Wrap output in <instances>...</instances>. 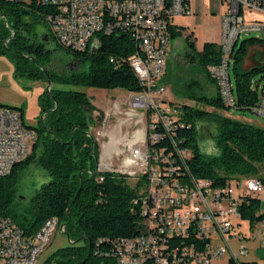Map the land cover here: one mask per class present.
I'll use <instances>...</instances> for the list:
<instances>
[{
	"label": "trees",
	"instance_id": "1",
	"mask_svg": "<svg viewBox=\"0 0 264 264\" xmlns=\"http://www.w3.org/2000/svg\"><path fill=\"white\" fill-rule=\"evenodd\" d=\"M58 13L54 6L0 0V55L12 61L16 78L52 86L40 96L41 117L37 126H28L24 110L17 109L24 124L35 131L37 140L27 159L17 164L8 176L0 177V218H10L27 235L35 234L51 218L65 225L72 244L56 251L43 264H116L111 256V241L140 234L141 205L135 202L143 197V184L138 182L133 187L129 184V176L99 169V145L90 133L91 125L95 124L93 112L96 108L93 100L77 88L142 93L143 87L129 63L130 57L138 51V43L130 33L117 31L97 34L81 52L56 44L58 49L73 55L77 63L89 65L88 71L60 75L49 65L52 51L47 44L54 41L51 34H39L35 29L37 23L47 25V16L54 17ZM170 30L171 40L182 38L187 31L177 25ZM184 39L187 62L197 64L215 84L207 68L220 61L218 43H205L202 50H198L193 33ZM96 40L99 44L93 47ZM257 43L256 39L242 42L233 65L235 110L238 111H253L260 103L259 86L264 81V65L249 69L240 65L247 46ZM258 75L262 77L257 82ZM193 85L198 84L193 82L188 87L192 89ZM215 91L212 96L203 92L199 95L189 93L187 98L215 111L229 112L217 87ZM0 108L5 105L0 104ZM180 109L177 127L156 147L174 153V140L178 148L191 153L188 171L181 168V179H209L214 186L222 187L236 176H255L264 182L260 169L264 165V129L196 106L182 105ZM204 120L217 126L214 140L220 150L218 156L201 151L197 123ZM32 164L42 168L50 180L38 190L30 209L13 212L11 204L21 172ZM260 208L258 199L246 198L240 207L243 219L259 221L262 218L257 215ZM83 241L85 245H81Z\"/></svg>",
	"mask_w": 264,
	"mask_h": 264
},
{
	"label": "built area",
	"instance_id": "2",
	"mask_svg": "<svg viewBox=\"0 0 264 264\" xmlns=\"http://www.w3.org/2000/svg\"><path fill=\"white\" fill-rule=\"evenodd\" d=\"M1 1H28L58 8L56 16L46 17L49 32L58 46L76 52L86 50L90 40L101 32L130 33L138 43V51L129 63L143 92L130 94L139 103L134 106V112L146 134L128 141L131 155L125 158L119 173L143 184V197L135 202L141 205L142 221L138 236L109 242L116 264H219L228 254L229 264H237L241 257L249 255V249L241 244L239 252H235L231 239L254 240L264 247L262 180L245 177L244 186L243 181L236 179L222 187L214 186L209 179H181V168L188 171L191 153L178 148L174 140V153L156 147L173 133L180 119V115L174 118L155 100L167 94L162 82L171 50L170 29L176 18L195 15L193 0ZM224 2L227 9L220 21V61L208 66L207 72L224 105L235 109L231 66L236 62L244 36L256 33V40L264 43V20L252 17L254 13L264 15V0H219L220 6ZM188 34L185 31L183 36ZM259 92L260 103L253 112L264 118V81ZM138 110H145V114L139 115ZM159 129L163 132H157ZM36 140L35 131L24 124L20 113L0 109V177L8 176L17 164L27 159ZM249 197L261 204L259 221L242 217L240 207ZM243 226H248L253 236L242 232ZM64 228L57 218H51L35 234L27 235L10 218H0V264H38L53 235Z\"/></svg>",
	"mask_w": 264,
	"mask_h": 264
},
{
	"label": "rangeland",
	"instance_id": "3",
	"mask_svg": "<svg viewBox=\"0 0 264 264\" xmlns=\"http://www.w3.org/2000/svg\"><path fill=\"white\" fill-rule=\"evenodd\" d=\"M193 8L197 12L196 15L178 17L174 20V23L193 33V40L196 42L198 50H202L201 48L207 40L217 41L216 43H218L220 39L221 16L226 12L227 3L224 2L220 6L219 0H193ZM252 17L264 20V15L259 13H254ZM35 29L39 34L50 33L48 26L44 22L37 23ZM257 38L258 35L256 33L244 36L240 40L239 45L244 40ZM98 44L97 40L94 41L93 47H97ZM47 48L52 51L49 65L60 75L66 72L78 73L88 71V64L82 65L77 63L73 55L58 49L54 41L51 40L47 44ZM186 52L187 45L184 38L171 41V50L167 58L166 75L162 82L167 89V94L162 98L156 99V104L161 103L162 108L174 118H177L181 114L180 107L182 105H188L196 106L209 112H216L221 116L264 129V118L253 111H238L235 109H230L229 112L215 111L189 100L187 98L190 95L189 93L199 95L203 92L206 95L212 96L216 94V91L202 69L197 64L187 62L185 59ZM241 57L240 65L244 69H249L254 65L263 66L264 43L249 44L246 52ZM14 74L15 68L12 61L8 57L0 55V103H4L2 105H5L6 108L10 107L9 109L12 108V110L13 108H16V111H18L17 109L24 110L26 124L32 127L37 126L38 120L41 117L40 96L46 90H49V87L51 89L52 86L44 82L16 78ZM231 77L235 87L233 65L231 66ZM261 77V75L256 76L255 81L258 82L261 80ZM193 82H197L198 85H193L191 89L188 86ZM77 90L85 92L95 104H93L96 108V111L93 112L95 124L91 125L90 133L99 145V169L101 171L121 172L123 161L131 155L127 147L128 141L137 140L139 138L138 135L142 137L144 133L146 134L145 129L144 133L142 132L144 127L137 123L139 117L134 112V106L139 103L132 99L130 93L120 89L108 91L79 87ZM107 106H112L113 110L105 114L104 110ZM137 112L139 115L145 114V110H138ZM197 127L201 151L209 156H218L220 150L214 140V136L217 134L216 124L204 120L199 121ZM260 169L261 175L264 176V165H261ZM134 171L136 170H132L131 172ZM135 179L130 178L129 180V184L133 187L138 183ZM236 179L243 181L245 177L236 176L232 180L235 181ZM49 180L47 173L36 164H32L23 170L20 180L16 185L15 196L11 204L12 211L20 213L30 209L38 190L48 183ZM242 186H244V181ZM233 187L236 192H239L236 183H233ZM242 229L244 230L242 232L253 236L248 226H243ZM70 244H72V241L66 233V228H64L63 232L58 230L53 235L49 247L39 257L38 264H43L56 251ZM218 244L220 243L218 242ZM241 244H244L249 249V255L241 257L237 264L248 261L264 264V247L261 243L254 240L241 242L231 239L230 241V245L235 252H239ZM81 245H85V242H81ZM230 257L229 254L225 255L219 264H229Z\"/></svg>",
	"mask_w": 264,
	"mask_h": 264
},
{
	"label": "crops",
	"instance_id": "4",
	"mask_svg": "<svg viewBox=\"0 0 264 264\" xmlns=\"http://www.w3.org/2000/svg\"><path fill=\"white\" fill-rule=\"evenodd\" d=\"M192 9H193V12L195 13V15L197 14V12H196V10L193 8V1H192ZM222 17V16H221ZM176 25V24H175ZM178 26V25H177ZM189 33H192V32H190V31H188ZM182 38H185L184 36L182 37ZM208 42H217V41H212V40H207L205 43H208ZM204 43V44H205ZM204 44H203V46H204ZM203 46H202V48H203ZM201 48V49H202ZM212 87L215 89L216 88V85L215 84H212ZM0 104H4V103H0ZM94 104V103H93ZM95 105V104H94ZM112 106H107L106 108H105V110H104V112H105V114H108V113H110V112H112Z\"/></svg>",
	"mask_w": 264,
	"mask_h": 264
},
{
	"label": "bare ground",
	"instance_id": "5",
	"mask_svg": "<svg viewBox=\"0 0 264 264\" xmlns=\"http://www.w3.org/2000/svg\"><path fill=\"white\" fill-rule=\"evenodd\" d=\"M136 75V74H135ZM0 109H2V110H5V111H9V112H17V113H20L19 111H16V110H12V109H9V108H0Z\"/></svg>",
	"mask_w": 264,
	"mask_h": 264
},
{
	"label": "water",
	"instance_id": "6",
	"mask_svg": "<svg viewBox=\"0 0 264 264\" xmlns=\"http://www.w3.org/2000/svg\"><path fill=\"white\" fill-rule=\"evenodd\" d=\"M49 90H50V87H49ZM14 109V108H13Z\"/></svg>",
	"mask_w": 264,
	"mask_h": 264
}]
</instances>
